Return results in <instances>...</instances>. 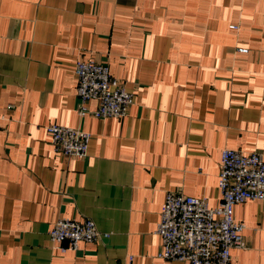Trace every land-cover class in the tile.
Instances as JSON below:
<instances>
[{
  "label": "crops",
  "instance_id": "obj_1",
  "mask_svg": "<svg viewBox=\"0 0 264 264\" xmlns=\"http://www.w3.org/2000/svg\"><path fill=\"white\" fill-rule=\"evenodd\" d=\"M79 60L134 94L126 117L79 116ZM50 124L90 132L86 157ZM224 148L264 154V0H0V264H187L159 256L162 206H218ZM60 217L110 236L62 252ZM235 218L233 264H264V200Z\"/></svg>",
  "mask_w": 264,
  "mask_h": 264
},
{
  "label": "built area",
  "instance_id": "obj_2",
  "mask_svg": "<svg viewBox=\"0 0 264 264\" xmlns=\"http://www.w3.org/2000/svg\"><path fill=\"white\" fill-rule=\"evenodd\" d=\"M238 29V25L230 26ZM78 81V114L95 118H124L134 104V94L113 77L108 63L79 60L74 70ZM96 101L91 109L89 102ZM56 151L76 158L86 157L92 134L82 128L50 124ZM219 189L222 199L210 207L205 198L168 191L156 233L161 238L159 256L187 264H233L232 249L244 246L245 224L235 218V207L248 200H264V154L224 148L221 152ZM62 252L77 249L79 242H97L110 236L94 220L58 218L49 231ZM132 259V258H131Z\"/></svg>",
  "mask_w": 264,
  "mask_h": 264
}]
</instances>
